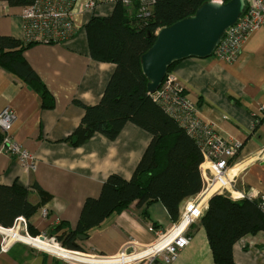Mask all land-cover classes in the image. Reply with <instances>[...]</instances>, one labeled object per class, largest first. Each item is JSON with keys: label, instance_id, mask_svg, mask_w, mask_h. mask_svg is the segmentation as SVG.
<instances>
[{"label": "crops", "instance_id": "obj_1", "mask_svg": "<svg viewBox=\"0 0 264 264\" xmlns=\"http://www.w3.org/2000/svg\"><path fill=\"white\" fill-rule=\"evenodd\" d=\"M88 1H74L75 33L70 39L58 44L36 42L23 52L52 93L49 106L42 105L40 93L26 81L0 67V112L6 107L14 110L15 140L37 160L35 171H27L18 158L3 150L0 141V185L21 184L29 192L28 200L44 205L49 212L43 216L41 207L31 218L19 216L13 227L0 226V247L5 237L8 242V250H0V264H94L87 257L116 259L130 240L143 245L157 243L156 231L148 229L151 225L170 237L189 235L190 244L172 264H215L201 218L189 223L183 222L180 215L175 221L159 200L144 206L150 220L142 219V209L136 208V202L126 211L106 218L91 229L86 240H79L84 248L80 252L61 250L40 238L49 236L47 233L59 224H67L63 230L75 228L87 198L98 197L103 182L113 173L131 179L152 140L148 131L130 122L116 139L110 140L100 132L81 145L73 146L67 139L85 116L78 102L97 105L116 69L114 63L95 60L90 55L86 31L92 17L111 15L116 2L105 0L93 10L83 11ZM143 3L153 10L151 0H131L129 13L138 5L141 9ZM0 5V34L24 42L23 15L28 5H7L2 1ZM241 48L231 62L220 60L216 54L191 57L179 60L170 71L194 103L198 118L212 123L224 138L243 145L230 163L234 182L229 190L220 192L215 187L202 193V188L197 193L206 205L213 195L221 193L235 200L264 201V27L250 32ZM202 181L204 187L203 175ZM41 189L50 195L45 204ZM233 252L235 263L264 264V230L238 239Z\"/></svg>", "mask_w": 264, "mask_h": 264}, {"label": "trees", "instance_id": "obj_2", "mask_svg": "<svg viewBox=\"0 0 264 264\" xmlns=\"http://www.w3.org/2000/svg\"><path fill=\"white\" fill-rule=\"evenodd\" d=\"M0 1L7 5L25 6L34 2ZM207 1L153 0V10L142 17H138L140 5L129 13L128 6L117 1L111 15L94 16L86 24L90 55L95 60L114 63L116 69L97 105H84L77 101L85 109V116L67 138L68 141L73 146L81 145L99 132L110 140L116 139L128 122L148 131L152 140L131 179L113 173L103 182L98 197L87 198L75 228L63 230L67 225L63 223L47 233L55 236L62 247L83 251L84 248L79 245L80 234L88 238L91 229L103 224L114 213L126 211L135 202L136 208L142 209L144 220H150L144 206L159 200L170 217L178 221L183 202L202 190L204 183L200 165L204 157L201 147L196 138L153 100L147 88L149 79L143 74L141 58L154 45L159 29L188 18ZM32 44L0 34V67L26 81L40 93L42 105L49 106L53 100L52 93L23 56L24 50ZM176 63L168 68L166 75ZM40 191L45 204L50 195L43 189ZM28 194V190L19 183L0 185V226L13 227L19 216L31 218L44 206L29 201ZM261 204L258 199L235 200L226 193L215 194L209 199L201 224L207 231L215 264H239L234 262L233 246L247 234L264 230ZM87 258L96 264H110L93 256Z\"/></svg>", "mask_w": 264, "mask_h": 264}, {"label": "built area", "instance_id": "obj_3", "mask_svg": "<svg viewBox=\"0 0 264 264\" xmlns=\"http://www.w3.org/2000/svg\"><path fill=\"white\" fill-rule=\"evenodd\" d=\"M74 1L34 0L32 4L25 8L26 11L23 15L25 22L24 42L58 44L70 39L75 33L72 8ZM103 1L105 0H89L82 6L83 11H91L99 2ZM112 1H121L124 6H129L131 3V0ZM216 1L225 3L224 0ZM244 1H246L244 11L237 21L226 29L215 48L214 54L220 60L233 61L242 49L241 46L247 35L264 27V0ZM152 2L153 0H151ZM142 5L138 12V17L150 14L148 6L144 3ZM151 95L153 100L158 102L164 111L186 129L188 134L197 139L204 157V161L200 165L201 173L206 181L202 193L209 192L215 187L220 192L228 191L234 182L230 178L232 170L230 163L241 152L243 145L239 141L224 138L220 133L216 132L212 123L203 122L198 118L194 103L187 97L185 88L174 75L168 73L157 92ZM15 121V112L11 107H6L0 112V141L2 142L3 150L18 158L27 171H35L37 160L34 154L27 151L15 140L13 135ZM261 203L264 209V201H261ZM207 208L208 205L202 203L200 195L189 198L183 205L181 218L183 222H197L198 219L202 218L201 216ZM41 212L45 217L49 214L46 207H43ZM20 221L25 223L23 217H20ZM148 229L149 231H156L157 243L143 245L130 240L123 253L116 259L104 258L115 261L116 264H172L179 256V253L190 244V237L186 233H178L174 237H170L167 232L157 231L152 225ZM17 231H20V227ZM18 232L16 233L17 235L19 234ZM44 236L47 242L64 249L57 238L45 234ZM7 248L8 242L5 237L0 250L5 252L8 250ZM65 250L69 251L66 248ZM93 257L102 258L100 256Z\"/></svg>", "mask_w": 264, "mask_h": 264}, {"label": "water", "instance_id": "obj_4", "mask_svg": "<svg viewBox=\"0 0 264 264\" xmlns=\"http://www.w3.org/2000/svg\"><path fill=\"white\" fill-rule=\"evenodd\" d=\"M245 5L244 0L225 3L209 0L188 18L159 29L154 45L141 58L143 74L149 79V93L157 92L168 68L175 62L212 56L226 29L237 21ZM40 238L44 240L45 236ZM79 239L86 240L87 236L80 234Z\"/></svg>", "mask_w": 264, "mask_h": 264}, {"label": "rangeland", "instance_id": "obj_5", "mask_svg": "<svg viewBox=\"0 0 264 264\" xmlns=\"http://www.w3.org/2000/svg\"><path fill=\"white\" fill-rule=\"evenodd\" d=\"M98 260H101L102 262H106V263H112V264H116L115 261H112V260H108V259H102V258H97ZM95 264V263H94Z\"/></svg>", "mask_w": 264, "mask_h": 264}]
</instances>
